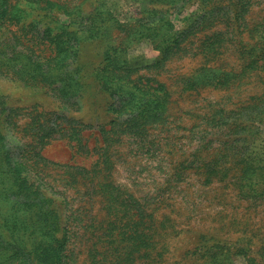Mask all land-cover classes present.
<instances>
[{
    "label": "rangeland",
    "instance_id": "rangeland-1",
    "mask_svg": "<svg viewBox=\"0 0 264 264\" xmlns=\"http://www.w3.org/2000/svg\"><path fill=\"white\" fill-rule=\"evenodd\" d=\"M42 248L264 264V0H0V264Z\"/></svg>",
    "mask_w": 264,
    "mask_h": 264
},
{
    "label": "trees",
    "instance_id": "trees-1",
    "mask_svg": "<svg viewBox=\"0 0 264 264\" xmlns=\"http://www.w3.org/2000/svg\"><path fill=\"white\" fill-rule=\"evenodd\" d=\"M51 244H49V246H50ZM45 248H42V254H43V257H41V261H42V264H48V262H49V264L51 263L50 261H51V257L49 256V254H48V248L47 249H45ZM53 264H57V262H53Z\"/></svg>",
    "mask_w": 264,
    "mask_h": 264
}]
</instances>
